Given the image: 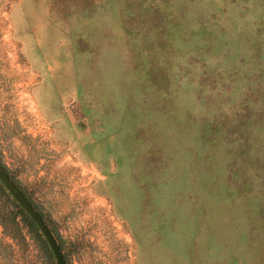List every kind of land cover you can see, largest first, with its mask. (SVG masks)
Listing matches in <instances>:
<instances>
[{
    "label": "rangeland",
    "instance_id": "1",
    "mask_svg": "<svg viewBox=\"0 0 264 264\" xmlns=\"http://www.w3.org/2000/svg\"><path fill=\"white\" fill-rule=\"evenodd\" d=\"M0 166L65 264H264V0H0Z\"/></svg>",
    "mask_w": 264,
    "mask_h": 264
},
{
    "label": "water",
    "instance_id": "2",
    "mask_svg": "<svg viewBox=\"0 0 264 264\" xmlns=\"http://www.w3.org/2000/svg\"><path fill=\"white\" fill-rule=\"evenodd\" d=\"M0 183L11 195L14 201L24 210V212L30 217L34 222L42 236L44 237L46 243L48 244L56 264H65L61 248L57 243L55 237L51 233L49 227L42 219L40 214L33 208L28 199L24 196L22 191L17 187L5 170L0 166Z\"/></svg>",
    "mask_w": 264,
    "mask_h": 264
}]
</instances>
